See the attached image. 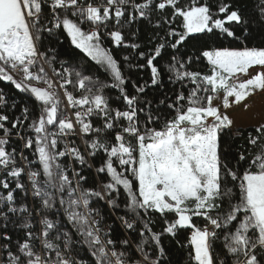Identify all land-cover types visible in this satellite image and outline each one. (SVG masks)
I'll list each match as a JSON object with an SVG mask.
<instances>
[{"label":"snow or ice","instance_id":"1","mask_svg":"<svg viewBox=\"0 0 264 264\" xmlns=\"http://www.w3.org/2000/svg\"><path fill=\"white\" fill-rule=\"evenodd\" d=\"M165 241L264 264V0H0V264Z\"/></svg>","mask_w":264,"mask_h":264},{"label":"trees","instance_id":"2","mask_svg":"<svg viewBox=\"0 0 264 264\" xmlns=\"http://www.w3.org/2000/svg\"><path fill=\"white\" fill-rule=\"evenodd\" d=\"M65 48L68 49L74 56H82L83 54L79 52V50L74 49V46L70 44V41L65 42ZM143 74V73H141ZM161 225L158 223L154 226V230H159ZM181 243H185L186 240L184 238V234L181 233L180 235ZM166 244H168V247L172 251V257L175 262H179V264H183L184 258L186 257V250L180 248L178 245L175 244V242L169 243L168 241H165Z\"/></svg>","mask_w":264,"mask_h":264},{"label":"rangeland","instance_id":"3","mask_svg":"<svg viewBox=\"0 0 264 264\" xmlns=\"http://www.w3.org/2000/svg\"><path fill=\"white\" fill-rule=\"evenodd\" d=\"M252 103L254 105H259L260 103V97H254L253 100H252ZM235 114L237 115L238 117V122L241 124V125H245V124H248V123H251L252 121L249 119V114L247 113H244L241 111V109H236L235 110Z\"/></svg>","mask_w":264,"mask_h":264}]
</instances>
